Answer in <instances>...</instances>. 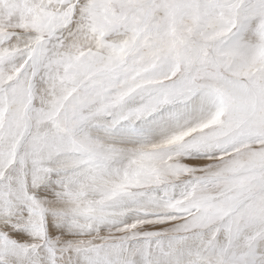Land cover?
<instances>
[{
  "label": "snow or ice",
  "instance_id": "snow-or-ice-1",
  "mask_svg": "<svg viewBox=\"0 0 264 264\" xmlns=\"http://www.w3.org/2000/svg\"><path fill=\"white\" fill-rule=\"evenodd\" d=\"M0 264H264V0H0Z\"/></svg>",
  "mask_w": 264,
  "mask_h": 264
}]
</instances>
